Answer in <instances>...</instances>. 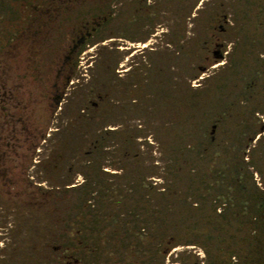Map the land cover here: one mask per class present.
I'll use <instances>...</instances> for the list:
<instances>
[{
	"label": "rangeland",
	"instance_id": "1",
	"mask_svg": "<svg viewBox=\"0 0 264 264\" xmlns=\"http://www.w3.org/2000/svg\"><path fill=\"white\" fill-rule=\"evenodd\" d=\"M260 125L264 0H0V264H219Z\"/></svg>",
	"mask_w": 264,
	"mask_h": 264
},
{
	"label": "trees",
	"instance_id": "2",
	"mask_svg": "<svg viewBox=\"0 0 264 264\" xmlns=\"http://www.w3.org/2000/svg\"><path fill=\"white\" fill-rule=\"evenodd\" d=\"M263 131L264 127L260 125L250 138L249 141L255 140V144L247 151L248 159L244 160L243 148L233 169L228 170L230 185L235 195L231 198L221 197L220 201L212 206L214 227L221 231V241L229 244L227 249H217L213 258L219 264H264V180L259 161L254 155L262 138L260 133ZM254 173L258 175L262 187L254 179ZM238 190L241 193L239 195ZM221 217L227 218L224 220ZM229 235L231 238H228ZM210 239L212 240L211 237ZM200 247L209 255L204 246ZM232 257L236 260L233 261Z\"/></svg>",
	"mask_w": 264,
	"mask_h": 264
},
{
	"label": "bare ground",
	"instance_id": "3",
	"mask_svg": "<svg viewBox=\"0 0 264 264\" xmlns=\"http://www.w3.org/2000/svg\"><path fill=\"white\" fill-rule=\"evenodd\" d=\"M146 44V43H145Z\"/></svg>",
	"mask_w": 264,
	"mask_h": 264
}]
</instances>
